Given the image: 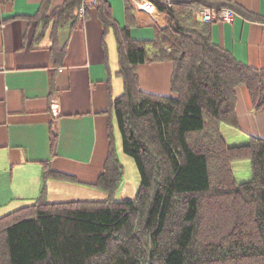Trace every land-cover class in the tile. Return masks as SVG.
Listing matches in <instances>:
<instances>
[{"label":"trees","instance_id":"obj_1","mask_svg":"<svg viewBox=\"0 0 264 264\" xmlns=\"http://www.w3.org/2000/svg\"><path fill=\"white\" fill-rule=\"evenodd\" d=\"M145 1L165 18L151 42L133 41L128 28L118 29L101 16L115 27L123 84L122 94L109 100L102 172L89 185L106 198L48 202V179L77 180L41 164L35 202L0 217V264H264V140L228 146L220 131L222 125L238 128L237 87L247 89L254 112L264 110V70L215 45L210 24L193 16L194 8H234L231 2ZM80 5L81 0H67L47 16L44 2L32 18L43 25L36 39L50 23L53 37L74 26ZM50 48L53 53L55 43ZM147 62L172 63L176 98L140 89L135 66ZM112 114L122 150L140 178L129 202L113 198L123 166L113 144ZM55 143L52 136V151ZM240 161L250 163L251 178L238 184L232 164Z\"/></svg>","mask_w":264,"mask_h":264},{"label":"crops","instance_id":"obj_2","mask_svg":"<svg viewBox=\"0 0 264 264\" xmlns=\"http://www.w3.org/2000/svg\"><path fill=\"white\" fill-rule=\"evenodd\" d=\"M46 1L0 3V217L35 202L43 163L77 180L48 179V202L106 198L89 185L96 183L108 152L109 100L123 92L114 28H128L133 41L151 42L165 27L164 15L152 3L155 11L143 10L148 1L99 0L104 14L99 7L89 9L83 19L54 37L50 23L43 37L36 39L43 25L32 18ZM66 1L48 0L47 16ZM224 1L234 8L221 9L233 11L236 17L229 23L210 24L212 42L238 62L264 70V0ZM101 16L115 27L106 25ZM172 70L170 62L135 66L143 92L176 98L170 89ZM235 93L238 128L226 129L225 136L221 126L226 144L264 140V110H252L244 86ZM232 172L238 184L249 181L245 165L233 163Z\"/></svg>","mask_w":264,"mask_h":264},{"label":"rangeland","instance_id":"obj_3","mask_svg":"<svg viewBox=\"0 0 264 264\" xmlns=\"http://www.w3.org/2000/svg\"><path fill=\"white\" fill-rule=\"evenodd\" d=\"M111 118V123H112V134H113V144L115 148V152L117 155V158L121 165L123 166V179L118 185L113 198L118 201H123V202H129L134 199V196L136 195L139 184H140V178L138 174V170L136 168L134 160L129 157L128 155L124 154L122 150V139L120 136V133L118 131V128L116 126L115 119L113 117V114L110 116ZM109 119V118H108ZM222 131L223 135L226 136V129L229 131H234V128H231L229 126L222 125ZM232 142L237 143L238 141H227V144H232ZM232 146V145H230ZM237 165H245L247 167V179L250 180L251 177V172H250V163L248 161H240L235 162ZM236 171V176H237V170ZM241 180V179H237ZM103 193V192H102ZM74 200V199H71ZM75 201H78L75 199Z\"/></svg>","mask_w":264,"mask_h":264},{"label":"built area","instance_id":"obj_4","mask_svg":"<svg viewBox=\"0 0 264 264\" xmlns=\"http://www.w3.org/2000/svg\"><path fill=\"white\" fill-rule=\"evenodd\" d=\"M164 2L171 3H183L186 0H163ZM97 0H81V5L78 9V17L83 18L89 9L95 8ZM143 10L147 13H152V5L149 2H144L142 4ZM193 16L204 24H212L216 22L229 23L235 17L236 14L229 9H215L208 7H199L193 9Z\"/></svg>","mask_w":264,"mask_h":264},{"label":"bare ground","instance_id":"obj_5","mask_svg":"<svg viewBox=\"0 0 264 264\" xmlns=\"http://www.w3.org/2000/svg\"><path fill=\"white\" fill-rule=\"evenodd\" d=\"M151 9H152L153 11H155L154 8H153V6L151 7Z\"/></svg>","mask_w":264,"mask_h":264}]
</instances>
